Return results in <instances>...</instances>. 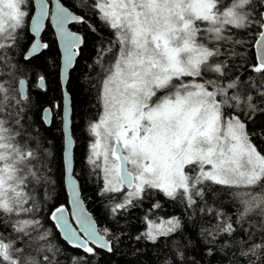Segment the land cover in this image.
Masks as SVG:
<instances>
[{
    "label": "snow or ice",
    "instance_id": "1",
    "mask_svg": "<svg viewBox=\"0 0 264 264\" xmlns=\"http://www.w3.org/2000/svg\"><path fill=\"white\" fill-rule=\"evenodd\" d=\"M118 253L264 264V0H0V264Z\"/></svg>",
    "mask_w": 264,
    "mask_h": 264
},
{
    "label": "trees",
    "instance_id": "2",
    "mask_svg": "<svg viewBox=\"0 0 264 264\" xmlns=\"http://www.w3.org/2000/svg\"><path fill=\"white\" fill-rule=\"evenodd\" d=\"M47 38V34L46 37ZM76 121L80 122V117L77 116L76 117ZM52 135L54 136H59V133L56 131H53ZM74 138L77 141V145H76V155L77 158L79 159V157L83 154L84 151V135H83V129L79 126V123H77V125L75 126L74 129ZM57 150H59V143L57 142ZM88 196H92L93 193L91 192V190L88 191L87 193ZM63 202V196L61 197V201ZM86 207L88 209V211L90 213H92L95 217L100 218L102 216V207L99 201L97 200H93V199H89L86 201ZM167 207V205H166ZM172 210L169 208V212H171ZM137 227H143V225H139L137 224ZM126 251V249H125ZM126 258L122 257L119 253L112 258V264H124Z\"/></svg>",
    "mask_w": 264,
    "mask_h": 264
},
{
    "label": "water",
    "instance_id": "3",
    "mask_svg": "<svg viewBox=\"0 0 264 264\" xmlns=\"http://www.w3.org/2000/svg\"><path fill=\"white\" fill-rule=\"evenodd\" d=\"M88 210V209H87Z\"/></svg>",
    "mask_w": 264,
    "mask_h": 264
}]
</instances>
